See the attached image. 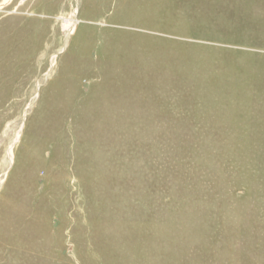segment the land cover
<instances>
[{
  "label": "rangeland",
  "instance_id": "rangeland-1",
  "mask_svg": "<svg viewBox=\"0 0 264 264\" xmlns=\"http://www.w3.org/2000/svg\"><path fill=\"white\" fill-rule=\"evenodd\" d=\"M0 264H264V0H0Z\"/></svg>",
  "mask_w": 264,
  "mask_h": 264
}]
</instances>
